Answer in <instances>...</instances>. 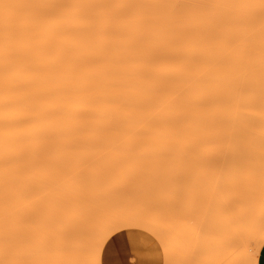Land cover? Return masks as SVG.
Wrapping results in <instances>:
<instances>
[{
    "label": "bare ground",
    "instance_id": "bare-ground-1",
    "mask_svg": "<svg viewBox=\"0 0 264 264\" xmlns=\"http://www.w3.org/2000/svg\"><path fill=\"white\" fill-rule=\"evenodd\" d=\"M65 1L0 0V231L56 215L55 202L60 216L92 215L86 201L120 186L135 190L125 203L153 204L150 226L171 214L174 257L187 249L204 264L215 233L216 264H241L264 236L236 217L208 223L206 205L188 195L178 204L172 184L183 168L190 178L192 152L202 165L206 146L208 115L190 103V71L209 89L226 75L221 58L247 54L235 44L264 45L261 0H180L179 13L166 0L161 10L150 9L156 0ZM256 53L228 75H250L264 62V47Z\"/></svg>",
    "mask_w": 264,
    "mask_h": 264
},
{
    "label": "rangeland",
    "instance_id": "rangeland-1",
    "mask_svg": "<svg viewBox=\"0 0 264 264\" xmlns=\"http://www.w3.org/2000/svg\"><path fill=\"white\" fill-rule=\"evenodd\" d=\"M161 1L163 0H156L155 3L152 1L149 6L150 9L156 8V3L158 5L157 9H163L164 4ZM173 1L176 3H173ZM179 1L166 0L163 3L168 9L170 6L173 10L172 13H179V10L176 12L175 8H183L182 4H186V1H189L186 4L189 8L190 2L195 4L200 2L201 4L204 0H183L184 2L181 0L182 4ZM159 2H161L162 6ZM64 3V5L68 6L69 0ZM204 3H206V0ZM172 4L174 6L175 4L177 5L173 7ZM195 4H191V6ZM253 27L262 29L259 25H253ZM260 35L264 36V31ZM235 45L238 48L246 46L247 54L233 59L229 57L221 58L220 62L226 66L224 67L226 75H223L221 79L218 78L211 88L205 89L201 84L199 86L192 73L193 71H190V76L196 82V85L191 90L192 98L190 103L199 111L202 110L203 112L205 110L208 115L206 120V146L202 165L198 164L197 155L192 152L189 167L191 170L190 178L187 179L185 169H181L182 181L178 182L176 180L172 184V192L178 204L188 195L195 203L206 205L207 213L205 214L208 223L215 217H236L239 221L253 224L251 232L254 237H263L264 118L257 120L253 126L249 116L246 114V110H244V105L249 99L253 98L256 103L251 110L264 112V100L262 99L264 89L261 86L263 77L259 75L261 70L264 71V62L254 66L250 75L245 74L234 79L230 76L231 74L228 70L240 66L243 63V59L254 57L257 49L264 47V45H261L254 38H249L244 43L240 41ZM261 57L264 58V55ZM189 60L193 64V70L196 66H200L198 57H192ZM260 74L264 75V73ZM181 75L180 65L177 62L176 86L178 95L183 92L180 83ZM186 75L188 77L187 73ZM220 106L224 108L221 117L218 115ZM224 163L229 166L226 172H222L217 167L218 164L222 165ZM221 176L224 179L221 183V189L217 191L216 184ZM209 211H211V216L208 215ZM90 216H61V219L56 220L52 218L53 216L19 217L18 221L28 225L20 226L21 228L17 227V229L0 231V264H74L75 261L82 258V250L63 247L59 243V236L62 233L72 231L75 227L71 222L72 218H79L82 223H86L87 218ZM136 231V239L143 243L139 230ZM172 232L171 229H166L165 227L162 231V236L169 243L173 254ZM213 235L216 237L215 233L210 234L211 243L206 249L207 252L205 251L204 264L217 263L218 247L216 248L217 241H215ZM174 236L176 240L179 234L175 232ZM121 240H127L131 243L133 237L130 232L125 231L121 236ZM263 243L264 241L259 244L260 247ZM259 248L255 249L257 254ZM177 250L178 254L174 258H179L177 261L181 262V264H196L193 251L189 252L190 250L188 251L187 249V251H184V249H180L181 251ZM175 252H177L176 249L174 250ZM249 254V252H246L241 264H246ZM189 257L191 262H188Z\"/></svg>",
    "mask_w": 264,
    "mask_h": 264
},
{
    "label": "snow or ice",
    "instance_id": "snow-or-ice-1",
    "mask_svg": "<svg viewBox=\"0 0 264 264\" xmlns=\"http://www.w3.org/2000/svg\"><path fill=\"white\" fill-rule=\"evenodd\" d=\"M261 4L264 7V0H261ZM217 167L226 172L229 166L224 163ZM223 179L221 176L217 181V191L221 189ZM132 191L135 190L122 189L120 186L102 191L86 201L88 208L95 209L86 223H82L79 218L71 219L75 227L70 232L62 233L59 243L66 248L82 250V258L74 264H181L174 258L169 243L162 236L164 228L171 227V214H161V227L150 226V216L144 209L153 207V204L150 201L134 205L125 203L132 199ZM53 211L56 215L52 218L61 219L59 214L64 211V205L55 202ZM183 211L186 217L193 218L191 210ZM208 215L211 216V211ZM200 227L203 230L206 225ZM136 230H139L143 243L136 239ZM125 231L131 233V243L121 240ZM261 251L264 252V245L261 246ZM246 264H258L255 249L250 251Z\"/></svg>",
    "mask_w": 264,
    "mask_h": 264
},
{
    "label": "crops",
    "instance_id": "crops-1",
    "mask_svg": "<svg viewBox=\"0 0 264 264\" xmlns=\"http://www.w3.org/2000/svg\"><path fill=\"white\" fill-rule=\"evenodd\" d=\"M263 77L262 81V88L264 89V75L259 74ZM264 100V96L262 98ZM255 100L249 99L248 102L244 105V110H246V114L249 116V119L251 120V124L254 126V123L259 120L260 118H264V112L261 110H251L252 106L255 104ZM264 245V243L262 244ZM261 245V246H262ZM257 262L258 264H264V252L261 251V247L259 248L258 254H257Z\"/></svg>",
    "mask_w": 264,
    "mask_h": 264
}]
</instances>
